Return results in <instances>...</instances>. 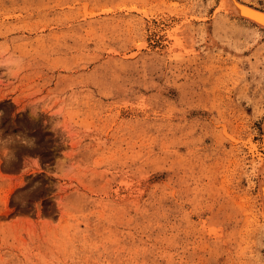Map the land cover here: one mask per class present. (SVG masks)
Instances as JSON below:
<instances>
[{
    "label": "rangeland",
    "instance_id": "rangeland-1",
    "mask_svg": "<svg viewBox=\"0 0 264 264\" xmlns=\"http://www.w3.org/2000/svg\"><path fill=\"white\" fill-rule=\"evenodd\" d=\"M263 121L221 0H0V264H264Z\"/></svg>",
    "mask_w": 264,
    "mask_h": 264
},
{
    "label": "bare ground",
    "instance_id": "bare-ground-1",
    "mask_svg": "<svg viewBox=\"0 0 264 264\" xmlns=\"http://www.w3.org/2000/svg\"><path fill=\"white\" fill-rule=\"evenodd\" d=\"M228 14L251 25L256 31L264 32V9L249 4L245 0H221ZM262 139L264 149V121L262 123ZM257 189L261 201V216L264 221V151L255 166Z\"/></svg>",
    "mask_w": 264,
    "mask_h": 264
}]
</instances>
